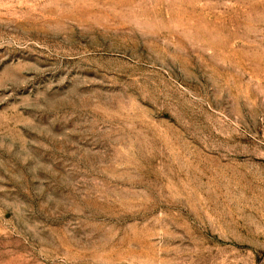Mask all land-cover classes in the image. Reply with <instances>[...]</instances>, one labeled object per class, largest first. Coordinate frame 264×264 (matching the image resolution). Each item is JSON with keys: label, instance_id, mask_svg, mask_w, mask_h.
Here are the masks:
<instances>
[{"label": "rangeland", "instance_id": "1", "mask_svg": "<svg viewBox=\"0 0 264 264\" xmlns=\"http://www.w3.org/2000/svg\"><path fill=\"white\" fill-rule=\"evenodd\" d=\"M0 264H264V0H0Z\"/></svg>", "mask_w": 264, "mask_h": 264}]
</instances>
